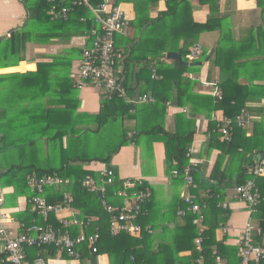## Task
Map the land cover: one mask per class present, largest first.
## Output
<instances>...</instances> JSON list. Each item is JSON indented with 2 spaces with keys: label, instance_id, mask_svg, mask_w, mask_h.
I'll return each instance as SVG.
<instances>
[{
  "label": "crops",
  "instance_id": "crops-1",
  "mask_svg": "<svg viewBox=\"0 0 264 264\" xmlns=\"http://www.w3.org/2000/svg\"><path fill=\"white\" fill-rule=\"evenodd\" d=\"M258 1L260 0H211L212 8L214 11L217 10L216 14L220 21L215 23V28L203 33L199 41L203 43L206 50L202 48L209 56L215 50L220 51L219 64L214 65L206 60L198 63L197 72L184 74L185 78L194 82L193 95L211 96L213 91L211 85L216 84L227 99L244 104L241 113L244 112L250 120L249 127L243 129L246 137L251 136L255 121L264 122V0H261L262 6L258 5ZM122 9L125 14L134 13L133 4L125 5L122 2ZM191 9L193 21L205 24L210 13V1L207 4H199L192 0ZM164 10L165 3L160 1L157 10L150 16L154 18L158 12ZM129 19L131 21L133 18ZM27 20L28 14L23 0H0V60H4L0 61V129L7 131L12 123H16L18 129L20 127V149L33 153L32 156L29 155L30 162L26 164L21 160L20 166L35 167L42 171L60 170L66 178L52 176L71 181L69 185L46 187L43 197L49 203L57 205L60 203L59 197L63 198V194H66L71 197L73 204L71 193L75 192L73 187L77 178L83 177L86 172L97 174V171L106 167L105 164L96 161L86 163L90 158L96 160L108 153L101 148L98 154L96 151L100 145L93 147L92 141L88 142L87 138L85 139L90 135L87 130L92 125L91 116L99 113L102 99L99 91H94L91 86L77 90L72 84V75L80 58L73 55V49L83 47L84 36L63 39L62 35L49 32L48 41L40 43L32 41L20 48L21 28ZM12 31L17 33L15 39L10 40ZM129 31V38H132L133 31L129 28L127 34ZM14 55L16 58L13 60L8 58ZM171 61L166 59L164 64L170 65ZM121 68L123 70V64ZM157 68L160 69L161 65H157ZM134 73V66L128 64L125 76L127 99L134 100L142 95L151 96L142 93L145 85L136 80ZM193 95H189L188 100L181 99L180 105L168 104L162 123L164 129L170 133L194 131L188 151L189 164L192 172L207 181L220 154L216 148V143L222 139L218 121L226 116L222 110L207 115L204 109L200 110L202 105L200 97ZM124 100L126 102V99ZM229 105H234V102L231 101ZM134 107L130 115L135 114V120L126 118L123 122L128 138H133L136 134L135 121H138L143 131L149 130L153 123L160 121L157 113L144 109L137 112L136 106ZM214 118L216 121H213ZM210 123L215 126L211 131L208 129ZM58 133L60 134L56 137ZM3 140L4 136L0 134V143ZM143 152L148 155L145 159L142 157ZM24 154L28 155L27 152ZM254 159L255 162L258 160L257 157ZM222 163L224 169L228 159L225 158ZM234 163L238 165L237 161ZM13 166L16 165H10ZM110 167L119 181L145 182L153 192L152 217L154 215V219L163 218L161 225L172 229L175 227V222L164 221L171 217L168 205L177 193L179 198L184 196V193H187V186L185 183L180 187L177 183H172L170 176L165 172V150L162 143H151L147 137L135 139L133 144L122 147L111 158ZM8 168L0 166V187L4 197L3 211L9 215L7 228L12 237L34 225H51L67 229L73 238L94 232L95 228L92 230L88 224L100 218L89 215L93 213L87 212L95 209L86 208L81 202L75 205L85 207V213L71 204L51 214L47 220L37 215L29 204V199L35 193L29 187L27 177L31 174L43 175H39L34 169L24 172L23 183L28 189L25 191L21 188L22 182L6 176ZM236 177L237 172L234 170L229 178L235 180ZM259 178L260 183H264V175ZM223 193L226 195L224 202L229 205V218L225 225L216 230V240L237 248L242 229L250 222V213L243 203L235 199L233 189H226ZM111 198L109 200L115 203L114 194ZM62 220L68 224L67 228L60 223ZM177 223L181 225L182 221ZM79 249L80 253L86 252L85 256L91 255L86 243L79 246ZM51 250H27V258L29 260L41 254L47 264H88L86 257L71 258L65 255L66 253ZM1 255L6 254L4 244L0 240V257ZM26 264L29 263L26 261ZM98 264H109L108 256L100 254Z\"/></svg>",
  "mask_w": 264,
  "mask_h": 264
},
{
  "label": "trees",
  "instance_id": "trees-1",
  "mask_svg": "<svg viewBox=\"0 0 264 264\" xmlns=\"http://www.w3.org/2000/svg\"><path fill=\"white\" fill-rule=\"evenodd\" d=\"M90 1L93 5L101 2V0ZM160 1H164L166 10L158 12L156 17L152 18L150 14L157 10ZM196 1L199 4H207L210 1V13L205 24H198L193 21L192 0L122 1L123 3L133 2L135 14L130 21L129 27L133 31V36L126 40L127 46L124 51L119 46L118 39L120 38L117 36L115 38L116 49L125 55L122 63V75L126 76L128 64L134 66V77L138 82L145 85L142 93L150 94L155 99V103L136 106V110H138L137 112L143 109L152 113L155 112L160 121L153 123L149 130L145 131L141 130L138 121H135L136 134L133 138H128L123 122L126 118L135 120V114L130 115L131 110L135 109V107L116 96L110 101L102 100L99 113L91 116L90 119V124L94 123L97 130L91 131L88 129L87 132L96 134L100 132L101 128L110 126V131H116L112 134L115 135L116 141L113 143L114 147L108 148L111 146L113 139L110 138V134H107V140L102 145H105L103 149L108 153L105 157L97 158L96 160L90 158L86 160V163L96 161L105 164L108 169H111V158L122 147L133 144L135 139L147 137L151 143H162L165 150V172L170 176L172 183H177L179 187L184 183L186 184L185 177L186 172H188L192 177L194 187H186V192L195 197V203L200 205L203 202L207 203V209L204 211V226L206 229L201 234V250H196L195 240L200 236L199 228L193 225L194 216L190 213L184 217L177 215L178 208L186 209L187 207L183 203V197L179 198L176 195L168 205V212L171 213V217L164 221L165 223L168 221L175 222V227L172 229L169 226L161 225L163 218L154 219V215L152 217L151 208L154 198L150 187V197L142 206L141 215L136 221L142 229L148 227L150 233L142 232L140 238L127 234L110 236L108 234L110 216L105 212L102 201H105L108 205L120 207V199L113 198L115 203H112L109 199H112L111 196L115 191L122 188V181L115 180L114 184L106 188L103 199H99L97 193H89L81 187V181L86 175H97L93 172H86L83 177L77 178L78 180L73 187L75 192L71 194L74 208L80 209L82 213H85V207L93 208L95 209L94 211H88L87 213H93L89 215L100 218V220L89 224L92 230L96 227L100 229V239L96 245L97 253L86 254L85 256V251L80 253V249L76 248L79 258L86 257L88 264H98V256L100 254L108 256L109 264H217V258L220 260L219 264H241V260L237 256L238 249L236 247L227 246L223 241L216 240V230L220 226L225 225L229 218L228 208L224 210L218 205L225 200L224 190H235L237 186L243 185L250 180H254L259 200L255 206L251 208L245 207L250 213L251 224L256 228H260L264 233V183H260V178L254 179L248 173L249 167L256 163L254 158L257 157L259 159L261 154L264 155V122L255 121L250 137L245 136L242 128L234 127L230 133L229 141L221 139L216 143V148L220 151V154L207 181L201 178L199 174L192 172V167L189 164L187 155L193 141L194 131L189 133H180L179 131L170 133L164 129L162 123L168 104L180 105L181 99L188 100L189 95H193L192 84L194 82L189 78H185L184 74L193 71L197 72L199 70V62L207 60L214 63V65L219 64V50H215L210 56L207 55V51L203 50V54L194 62H188L186 59L188 48L193 44H197L200 36L215 28V23L220 21L216 14L217 10L214 11L212 8L211 0ZM23 4L28 14V20L21 28L20 48L32 41L39 43L48 41L50 39L47 36L49 32L60 34L63 39H71L72 37H82L89 34L92 28V23L89 21L91 14L86 9L75 8L70 13L67 21L52 22L48 15L49 0H23ZM258 5L262 6L261 0L258 1ZM80 18H85V22H80ZM146 26L147 28L142 32L139 42L135 46H131ZM16 33L17 31L10 33V40L15 39ZM81 51L82 48L73 49V55L80 57ZM168 53L179 54L182 61L187 64L175 60H172L170 65L164 64ZM157 65H161V68L158 69ZM154 74L160 79L154 80L152 78ZM125 82L126 79L123 81V85H125ZM128 93L130 94V91ZM193 96L200 97L202 102L200 110L204 109L207 115L214 111L222 110L224 115L232 120L241 114V109L244 106L243 103L238 104L234 100L227 99L223 93H221V101L215 102V104L213 98L209 95ZM231 101L234 102V105H229ZM208 129L211 131L215 129V126L210 123ZM225 158L228 159V164L223 169L222 162ZM234 161H237L238 165ZM32 169L37 170L36 172L39 175H57L66 178L65 174H62L60 170L42 171L35 169V167H22L20 165L8 168L6 176L14 178L19 183L22 182L21 188L27 191L26 184L23 183L25 182L24 172H30ZM234 170L237 172V177L232 180L229 177ZM174 171L177 172L176 176L173 175ZM144 187H148L145 182L140 190ZM61 200L62 196L59 197L58 202H61ZM78 202H81L85 207L76 206L75 203L77 204ZM173 202L174 206H172ZM178 221H182L181 225L177 223ZM43 249L58 251L53 246L41 248L24 247L23 252L26 261L32 264L35 259L42 258L41 254H37L34 258L28 260L27 250L41 251ZM4 258L5 255H1L0 264L1 259ZM258 264L263 263L260 262Z\"/></svg>",
  "mask_w": 264,
  "mask_h": 264
},
{
  "label": "built area",
  "instance_id": "built-area-1",
  "mask_svg": "<svg viewBox=\"0 0 264 264\" xmlns=\"http://www.w3.org/2000/svg\"><path fill=\"white\" fill-rule=\"evenodd\" d=\"M122 1L125 0H101L97 5H93L90 0H49L50 8L48 15L52 21L68 20L73 9L83 8L90 12L89 21L92 28L89 34L84 36L83 47L78 64L72 75L73 87L82 90L90 86L98 89L102 100L110 101L113 97L126 99V102L139 106L153 103L154 99L149 95H142L134 100L127 99V89L123 85L125 77L122 75V63L125 58L123 52L116 49L115 38L118 35H126L130 27V19L127 18L122 9ZM80 22H85V18H80ZM203 54L202 46L197 43L188 48L186 59L188 62H194ZM154 80L160 77L155 74L152 76ZM213 91L211 96L215 102L222 99L219 87L211 85ZM213 121H216L214 118ZM219 122V133L222 140L229 141L230 133L234 127L246 129L250 125V120L244 112L235 119L223 117ZM189 157V153L187 155ZM248 173L259 178L264 175V156L258 159L252 167L248 169ZM176 176L177 172L174 171ZM186 186H193L192 177L186 172ZM117 176L112 169L107 167L97 171L96 176L86 175L81 181V187L89 193L101 192L102 199L108 186L114 184ZM29 187L34 191L35 195L29 199V204L35 213L47 220L51 214H55L63 207H69L72 199L63 194L62 201L59 204H51L43 197V191L46 187H59L69 185L71 181L62 180L56 176L43 175L37 176L31 174L27 177ZM141 180L122 181V188L114 192V196L121 200L120 207L108 205L102 201L105 212L110 216L108 225V234L112 237L120 234L132 235L140 238L142 232L150 233L148 227L142 229L137 223V219L142 212V206L150 197V189L144 187ZM235 199L243 203L248 208L258 203L259 195L255 188L254 180L247 181L243 185L235 188ZM195 197L189 192L183 197V203L186 209L178 208L177 215L184 217L190 213L194 216L193 225L199 228V236L195 240L196 250H201L202 237L201 234L205 229L204 211L207 209V203L201 205L194 202ZM4 197L0 187V240L4 244L5 258L1 259V264H26L24 247H45L53 246L60 253H66L69 257L78 258L79 254L76 248L86 243L91 253H97V243L100 239V229L95 228L90 234L79 235L75 238L71 237L67 229L56 228L51 225H34L26 228L21 233L12 237L7 228L9 215L3 211ZM222 209L228 208V203L219 204ZM64 228L68 227L65 221H60ZM89 225V224H88ZM225 233L226 230L224 229ZM237 256L241 260V264H264V233L260 228L254 227L251 222L245 224L242 229L241 237L237 243ZM217 264L220 263L219 258L216 259ZM32 264H47L42 258H37Z\"/></svg>",
  "mask_w": 264,
  "mask_h": 264
},
{
  "label": "rangeland",
  "instance_id": "rangeland-1",
  "mask_svg": "<svg viewBox=\"0 0 264 264\" xmlns=\"http://www.w3.org/2000/svg\"><path fill=\"white\" fill-rule=\"evenodd\" d=\"M124 4L125 5L133 4V2H124ZM126 16H127V18L132 19V18H134L135 14L133 12H127ZM127 33H128V31H127ZM127 33L125 36H121V35L117 36L118 38H120V39H118V42L120 43L119 46L123 51L127 46L126 40H128V38L130 36V31H129V34H127ZM198 43H200L201 46L204 47V49H205V46L203 45L202 42L198 41ZM8 58L10 60H13L14 58H16V55H14L13 57L10 56ZM0 61L3 62L4 60H0ZM91 89H94V91L98 90L94 86H91ZM19 129H20V127H19ZM19 129H18V126L16 125V123L15 124L12 123L9 130H7V131L0 129V134H2L4 136V140L2 141V143H0V154H1L0 155V166H4V167L8 168V167H10V165H19L21 160L24 161L26 164L28 162H30L29 155L32 156L33 153H30L29 150H26L25 152H27L28 155L25 156V154H24L25 152L20 149V130ZM101 129L102 130L99 132V134L93 133V135L90 134L87 137H85V139L87 138L88 142L92 141L93 147H95L96 145H100V148L97 149L98 151H96L98 154H99L101 148L103 149L105 147V145H102V143H104L107 140V134H110V138L113 139L111 141L112 142L111 146L108 148L114 147L113 143H115V141H116L115 137H114L115 135H112L114 132H116L115 130L110 131V126H108L106 128H101ZM90 130L91 131L97 130V127H96V125H94V123L90 126ZM117 135H118V133H117ZM142 157L145 159L148 157V155L145 152H143ZM184 190L182 187V191H184ZM184 194H186V193H184ZM177 195H179V193H177ZM182 197H184V196L182 195ZM172 206H174V202H173Z\"/></svg>",
  "mask_w": 264,
  "mask_h": 264
},
{
  "label": "water",
  "instance_id": "water-1",
  "mask_svg": "<svg viewBox=\"0 0 264 264\" xmlns=\"http://www.w3.org/2000/svg\"><path fill=\"white\" fill-rule=\"evenodd\" d=\"M146 28H147V27H146ZM146 28H144V29L139 33L137 39L133 42V44H132L131 46H135V45L139 42V40H140V38H141V34H142V32H143ZM167 59L175 60V61H178V62H180V63L187 64V63H184V62L182 61L181 56H180L179 54H177V53H168V54H167ZM263 156H264V155L261 154L259 159H262ZM97 195H98V198H99V199L102 198V194H101V192H98ZM76 216H77V215H74V217H76Z\"/></svg>",
  "mask_w": 264,
  "mask_h": 264
}]
</instances>
